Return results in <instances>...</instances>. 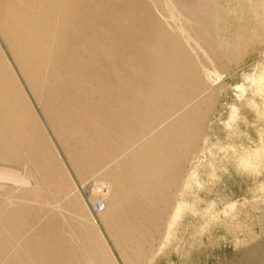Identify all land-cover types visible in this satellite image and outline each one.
<instances>
[{"label": "rangeland", "instance_id": "rangeland-1", "mask_svg": "<svg viewBox=\"0 0 264 264\" xmlns=\"http://www.w3.org/2000/svg\"><path fill=\"white\" fill-rule=\"evenodd\" d=\"M0 172V264H264V0H0Z\"/></svg>", "mask_w": 264, "mask_h": 264}, {"label": "bare ground", "instance_id": "bare-ground-1", "mask_svg": "<svg viewBox=\"0 0 264 264\" xmlns=\"http://www.w3.org/2000/svg\"><path fill=\"white\" fill-rule=\"evenodd\" d=\"M60 29V28H59ZM49 30V29H48ZM11 94V93H10ZM18 109V108H17ZM23 113V112H22ZM14 117V116H13ZM18 117V116H17ZM19 118V117H18ZM12 119V118H11ZM16 120V118L14 119ZM15 123V122H14ZM13 124V122H12ZM157 125V124H156ZM21 126V125H20ZM155 126V125H154ZM153 126V127H154ZM152 127V126H151ZM150 128V127H149ZM148 128V129H149ZM153 129V128H152ZM149 129V130H152ZM148 131V130H147ZM146 131V132H147ZM145 133V132H144ZM24 134V133H23ZM147 134V133H145ZM144 134V135H145ZM25 135V134H24ZM154 135V134H153ZM3 138V137H2ZM177 143V142H176ZM179 145V144H178ZM177 145V146H178ZM170 146V145H169ZM165 147V146H164ZM172 149V148H171ZM178 149V147H177ZM183 149V148H182ZM158 150V149H157ZM174 151V150H173ZM172 151V152H173ZM175 152V151H174ZM185 152V151H184ZM164 153V152H163ZM165 154V153H164ZM165 156V155H164ZM174 158V157H173ZM161 159V158H160ZM154 163V162H153ZM22 165V164H21ZM152 175V174H151ZM29 176L25 175L24 177H20L18 174H14V173H5V172H0V184L6 182V183H10V185L14 186V187H26L29 185ZM137 198V197H136ZM138 199V198H137ZM27 200V199H26ZM139 200V199H138ZM36 205V204H35ZM54 206V205H53ZM60 207V206H59ZM149 207V206H148ZM171 221V220H170ZM155 222V221H154ZM158 224V223H157ZM5 226V225H4ZM5 232V231H4ZM19 243V242H18ZM7 256V255H6ZM4 261V260H3ZM2 264V263H1Z\"/></svg>", "mask_w": 264, "mask_h": 264}]
</instances>
